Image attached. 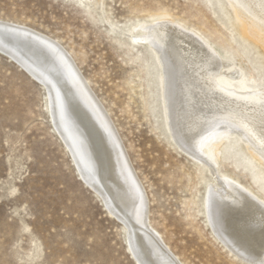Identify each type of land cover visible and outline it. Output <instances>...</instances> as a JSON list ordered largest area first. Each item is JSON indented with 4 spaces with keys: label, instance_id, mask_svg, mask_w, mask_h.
I'll return each instance as SVG.
<instances>
[{
    "label": "rangeland",
    "instance_id": "374dc122",
    "mask_svg": "<svg viewBox=\"0 0 264 264\" xmlns=\"http://www.w3.org/2000/svg\"><path fill=\"white\" fill-rule=\"evenodd\" d=\"M149 16L195 27L240 65L237 43L202 0H0L1 19L69 52L116 128L147 197L150 226L179 260L250 264L226 251L201 216L211 174L157 127L145 50L119 32ZM7 55L0 52V264H137L121 221L82 183L54 132L43 86ZM243 165L228 157L218 169L264 197L262 180Z\"/></svg>",
    "mask_w": 264,
    "mask_h": 264
},
{
    "label": "bare ground",
    "instance_id": "6f19581e",
    "mask_svg": "<svg viewBox=\"0 0 264 264\" xmlns=\"http://www.w3.org/2000/svg\"><path fill=\"white\" fill-rule=\"evenodd\" d=\"M202 1L237 43L240 65L198 29L168 16L115 29L145 50L164 139L211 174L200 196L206 226L232 255L264 264V197L218 169L234 157L264 185V0ZM0 51L43 86L54 132L80 179L121 221L135 262L184 264L150 226L147 197L116 128L69 52L57 39L1 18Z\"/></svg>",
    "mask_w": 264,
    "mask_h": 264
},
{
    "label": "water",
    "instance_id": "95a60500",
    "mask_svg": "<svg viewBox=\"0 0 264 264\" xmlns=\"http://www.w3.org/2000/svg\"><path fill=\"white\" fill-rule=\"evenodd\" d=\"M0 52H2V53H4L3 51H0ZM4 54H6V53H4ZM7 55V54H6ZM8 56V55H7ZM9 57V56H8ZM18 67H20L22 70H24L30 77H32L34 80H36L37 81V79H35V77H33L24 67H22L15 59H13V58H11V57H9ZM37 82H39V81H37ZM40 83V82H39ZM41 84V83H40ZM49 115V114H48ZM61 141V140H60ZM62 143V142H61ZM62 145H63V143H62ZM68 155H69V152H68ZM69 157H70V155H69ZM72 162V161H71ZM73 166H74V164H73ZM74 168H75V166H74ZM77 175H78V173H77ZM81 180V179H80ZM82 181V180H81ZM82 183L85 185V183L82 181ZM87 186V185H86Z\"/></svg>",
    "mask_w": 264,
    "mask_h": 264
}]
</instances>
